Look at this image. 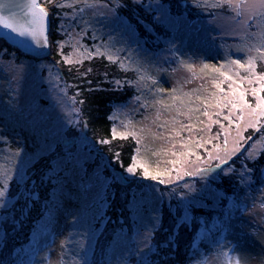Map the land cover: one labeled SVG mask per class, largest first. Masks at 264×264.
I'll use <instances>...</instances> for the list:
<instances>
[{"label":"trees","instance_id":"1","mask_svg":"<svg viewBox=\"0 0 264 264\" xmlns=\"http://www.w3.org/2000/svg\"><path fill=\"white\" fill-rule=\"evenodd\" d=\"M106 1L114 5L116 13L124 17L134 27L143 51L150 57L160 49L171 46L173 50H180L179 53L176 52V56H180L182 53L180 58L184 59L185 56L189 63L194 57H197V54L193 53L195 49L198 50V53H202V63H224V59L219 54L215 55V46L211 50L203 51L202 46L205 44L191 43L187 35L181 37L182 34L176 22L158 20L156 17L157 8L152 4L156 0H140L139 3H134L133 0H115L114 3L111 0ZM158 1L166 5L171 16L177 19L183 17L187 24H191L197 19L213 17L209 15L210 12L230 14V10L226 6L220 9L205 7L200 10L191 6L192 0ZM40 2L49 13L48 54L41 58L25 54L0 37V57L14 56L17 60L30 58L35 61L49 59L51 63H54L60 71L63 88L68 99L76 106V109H79V115L83 120L84 136L86 135L89 140L86 147L92 154L91 161L86 165L87 172L92 171L95 165L103 164L101 173L105 177L110 178L122 174L124 169L120 167V164L122 162L126 168L131 163V157L134 155L137 144L132 137L120 138L121 134L126 131L120 129L119 111L120 107L130 102L134 96L141 95V102L143 101L146 89L138 90L136 82L144 70L142 69L140 73L136 71V64L125 59L124 49L120 48L123 51L116 53L119 47L113 38L105 40L103 38L105 33L98 36L94 30L97 24H93V19L90 16L84 19L88 27L87 35L81 42L84 54L79 55L81 57L79 59H73V52L81 49L75 47L69 31L62 28V24L67 22V14L72 8L68 5H72V3L68 0H52L51 3L48 0H40ZM214 2L215 0H207L209 5ZM58 4L65 6L57 7ZM121 4L124 7H120ZM149 5L150 7H148ZM74 6L79 7V4L76 3ZM97 37L105 44L99 47L100 52L107 51L108 54H116L115 62L109 61L107 55L95 54L98 46H95L94 42L98 39ZM181 38L184 39L182 44L185 52L181 48ZM215 41L218 44H228L239 41V38L221 39L216 37ZM85 45L89 47L87 50ZM113 48L116 50L115 52H113ZM88 53H92L91 58ZM189 57L192 59L189 60ZM238 57L242 60L246 58L244 54H238ZM65 58L69 62H65ZM132 60L134 59L132 58ZM121 62L123 67H121ZM144 65L147 66V71L152 76L159 79L155 85H151V81H147L149 85L153 88L171 89L167 88L166 74H155L149 65L146 63ZM167 66L171 67L172 64L168 63ZM257 71L264 72V62H257ZM240 75H245V72L240 70ZM116 81L121 82L120 87H117ZM125 81L131 83H125ZM244 86L248 87L246 83ZM222 87L226 89L227 84H223ZM163 95L167 97V92ZM247 99L254 104L250 94ZM81 101L83 103H80ZM150 109L152 108L147 110ZM144 111L145 109L141 108L140 113L130 116V121L144 115ZM225 114H227V110H225ZM213 118L215 119V117ZM224 123L227 124L226 121ZM0 127L8 134L19 131L18 128H13L8 123H5L4 126L1 124ZM113 128L116 129L115 139L113 138ZM217 131H219V125H212L211 132L215 135ZM244 135H253V140L245 146L249 149L253 143L260 139L259 134L254 135L253 129H247ZM30 136H32L31 133L25 131V137L28 140L36 139ZM102 140H107L109 143H100ZM222 140L223 136L219 141L214 140L213 143H222ZM143 143L149 146V150L141 149L138 159L148 165L150 171L156 170L158 166L163 169L165 164L162 161L171 159V157H159L158 164V159L151 155V150L159 146L146 138ZM206 146L209 149L212 148L211 144ZM197 151L202 157L207 156L204 149H197ZM117 152L120 154L119 161L115 160ZM64 154V150L57 146L38 155L26 166L22 173L24 174L22 181L20 176H15L9 182V197L18 198L9 202L7 212L0 211V264H30L28 258L32 251L26 250L24 247L31 232L35 229L37 221L53 206L59 208L62 215L61 220L69 222L71 229L79 228L77 232L70 235L69 239L71 243L77 245L73 251L74 255L84 257L85 252L87 253V259H84L81 264H111V254L121 235L124 232L132 234L137 226H146L150 230L153 227L154 217L159 218V226L151 241L152 250L139 260L133 256H129V259L137 260L139 264H145V262L146 264H184L187 254L191 258L188 264H198L210 252L218 249L217 243L221 241L219 237L226 227V220L237 208L245 209L248 203L261 205V202L264 201V171H262L264 170V147L261 146L254 158L246 159L247 153L244 155L238 153L232 157L228 161V166L233 171L227 172V167L222 165L221 167L225 171L208 176L209 183L218 192L217 196L210 193L196 176L191 179L195 183L198 201H186L182 198L181 193L188 191L183 187L186 181L185 177L172 184H157L151 180L129 178L127 182L105 184L102 196L89 206L85 221L77 225L71 211L79 209L80 187L72 184L67 175L70 162H63L58 170H55L54 167L57 157ZM109 162H111V167H105V164ZM215 163L218 161L213 162V164ZM245 165L252 170L250 177L243 170ZM172 175L175 180V172ZM137 176H139V172ZM150 185L155 186L161 194L160 201L155 206L151 205L150 201L151 196L148 192ZM59 186L67 188L66 192L58 193ZM30 191H34L36 195L31 199H26V194ZM69 192L74 195H69ZM66 199H68L66 203L61 202ZM102 201L103 204H101ZM184 210H186V214H184ZM51 213L53 214V212ZM216 222L220 224L218 228H216ZM43 225L44 223L40 225L39 229ZM93 229H96L97 233L89 252L84 249L80 254L79 251L82 248L76 243V239L86 231ZM200 230H207L209 235L198 236ZM169 237L174 240V246L157 247ZM131 245L132 242L129 241L128 246ZM67 249L70 250L68 247Z\"/></svg>","mask_w":264,"mask_h":264},{"label":"rangeland","instance_id":"2","mask_svg":"<svg viewBox=\"0 0 264 264\" xmlns=\"http://www.w3.org/2000/svg\"><path fill=\"white\" fill-rule=\"evenodd\" d=\"M68 1L72 5L79 4V7L73 6L69 10L67 22L62 24V28L69 31L71 41L75 47L82 48L81 42L87 35L88 29L84 19L90 16L93 19V24H97L94 27L97 35L100 36L105 33L103 36L105 40L113 38L119 49H124L125 57L132 56L134 60L138 59L142 64L146 63L155 74H166L167 88L178 86L179 82V85H182L184 90L199 88L201 84L207 88L208 92L214 90L211 84V77L205 76L204 73L200 72L202 53H198V50L195 49L193 51L194 54H197V57H194L190 63L194 64V70L199 75L195 79H191L190 83H185V80L191 78V73L179 66L178 62H173V57L176 56L173 47H164L150 57L149 54L143 51L134 27L124 17L116 13L114 5L106 0H98L97 6L89 9L85 6L83 0H75V3L74 0ZM111 1L114 3L115 0ZM88 2L92 3L93 0H88ZM152 4L157 8L156 17L158 20L176 22L179 25L181 37L187 35L191 43L205 44L202 46L203 51L211 50L215 46V55L219 54L224 59V62L239 58L238 54H244L246 57L247 53L240 52L236 47L242 43L241 38L231 36L226 27L218 30L216 26L209 23L213 17L197 19L193 23L187 24L183 17L177 19L171 16L166 5L160 1L156 0ZM81 8H84L83 12L79 11ZM109 8H112L120 20L126 21V23L114 22L115 18L108 14ZM217 15L226 16L229 14L217 13ZM78 16H81L82 20H77ZM73 21H76V23H73ZM217 23L223 25V20H219ZM221 35H224L225 38H239V41L218 44L214 38ZM183 41L184 39L181 38V44ZM94 43L95 46L105 45L99 38ZM85 46L87 50L89 47ZM181 48L184 49L183 44ZM81 50L77 49L73 52V59L81 58L79 55L84 54L82 53L84 51ZM115 51L113 48V52ZM183 51L185 52V49ZM184 60L187 61L185 56ZM168 63H171L172 66L168 67ZM213 64L216 66L220 65L218 62L209 63V65ZM204 94L206 95L207 93ZM125 105L126 107H124ZM124 106L120 107L118 121L120 129L128 131L129 129L123 125L129 122L130 116L140 113L142 107L139 104L129 102L124 104ZM74 109H76V106L68 99L63 88L60 71L49 59L35 61L30 58L17 60L14 56L9 58L0 57V125L3 124L4 126L5 123H8L9 126L12 125L13 128H18L19 130L8 134L6 130L0 127V137L6 138V142H0V174L7 170L13 177L19 176L17 171L22 174L26 166L36 159L38 155L60 146L65 154L57 157L54 167L55 170H58L63 162H70V169L67 170V175L72 184L80 187L79 209L74 208L75 210L71 211L77 225H79L85 221L89 206L102 196L104 187L102 185H105V176L101 173L103 164L95 165L92 171L87 172L86 165L87 162L91 161L92 154L86 147L89 144V140L86 135L84 136L83 120L79 112L74 111ZM136 109H139V111H136ZM168 115L167 113L163 114L161 120L168 118ZM145 116L150 117V119L145 120ZM153 118H155V109H145L144 115H140L134 121H131L134 126L132 130H138L145 125H149ZM199 118L207 123L206 117L200 116ZM181 119L188 123L186 118ZM193 122L197 124V129L191 134L182 132V136L214 135L212 132L199 133L198 130L203 125L199 124L195 117ZM151 127L153 132L157 131L155 125ZM25 131L30 132L32 135L30 137L36 139L28 140L25 137ZM146 139L151 140L150 137ZM152 142L157 146L161 144L159 140ZM260 147L261 144L256 145L257 152ZM18 150L22 151L19 152V155H16ZM211 175L213 174L209 176ZM184 177L186 178L185 183L191 186V190L187 189V192H182L185 194L182 198L186 201H198L194 181L190 176ZM196 177L204 183L205 188L210 193L215 196L218 195V192L209 183L208 177L206 179H201L199 176ZM172 178L174 180V175H172ZM66 190L67 188L62 186L58 187V193L63 194ZM148 192L151 196V205L155 206L159 203L161 194L153 185L148 187ZM69 195L73 196L74 194L69 192ZM67 200H61V202L66 203ZM186 213V210H184V214ZM61 217L59 208L53 206L37 221V225L31 232L30 238L24 247L26 250L32 251L28 258V263L60 264L63 261V264H75L76 261H79V264H81L84 260L82 255H74L73 251L77 245L71 243L69 239L70 235L75 231L77 232L79 228H75L76 230L71 229L69 222L62 221ZM42 223L44 225L39 229ZM148 231L149 229L146 226H137L132 234L124 232L117 246L113 249L111 264H139L137 260L143 258L149 252L144 241ZM96 233L97 230L93 229L78 236L76 243L82 248L79 251L80 254L83 253L84 249L89 252ZM199 234L207 235L204 230H200ZM219 240L221 241L217 243L218 249L210 252L207 256V264H221L223 257H218V253L221 251L234 258L236 253L232 249L237 247L243 249L251 257L247 264H264V207L259 204L248 203L245 209L237 208L226 220V227ZM129 241L132 242L131 246H128ZM67 247L70 248L69 251ZM129 256H133L137 260L131 261Z\"/></svg>","mask_w":264,"mask_h":264},{"label":"snow or ice","instance_id":"3","mask_svg":"<svg viewBox=\"0 0 264 264\" xmlns=\"http://www.w3.org/2000/svg\"><path fill=\"white\" fill-rule=\"evenodd\" d=\"M48 2L51 3L52 0H48ZM133 2L139 3L140 0H133ZM83 3L87 8L93 9L97 6L98 0H93L92 3L83 0ZM56 6L64 7L65 5L58 4ZM73 6L68 5V7ZM191 6L200 10L205 7L220 9L226 6L230 10V14L219 16L210 12L209 15H212L213 19L209 23L216 26L218 30L226 27L231 36L240 37L242 43L236 47L240 52L247 53L246 58L243 60L241 58L226 60L219 67L214 64L202 63L200 72L211 77V84L214 88L213 91L208 92L203 84L199 88L184 91L179 82L178 86L168 90L153 88L151 85L159 82L158 77L152 76L147 71V66L138 59L132 60V56L126 57V59L136 64L138 73L142 69L144 70L143 74L139 75L136 87L138 90L140 88L146 89L142 102L141 95H137L129 103L139 104L140 107L145 109H155V118L151 119L149 125H145L138 130H132L134 126L130 120L123 125L129 130L122 133L120 138L132 137L137 147L134 149L131 163L126 168L121 162L120 167L124 169V173L110 178L105 177V184L127 182L129 178L151 180L157 184H172L182 180L184 176H199L201 179H206L210 174H219V172L225 171L221 167L222 165L227 167V172L233 171L228 166V161L238 153L241 155L247 153L245 158L250 159L257 155V144L264 147V94H262L264 93V72L257 71V62H264V0H215L210 5L207 0H192ZM120 7H124V5L121 4ZM79 11L83 12L84 8L79 9ZM108 14L115 18L114 22L126 23V21L120 20L112 8L108 9ZM48 17L49 13L46 7L38 3L37 0H24L22 5L16 3L15 0H7V2L0 0V30H3V37H11L37 55H40L49 43ZM77 20H82V17L78 16ZM219 20H223V25L217 23ZM73 23H76V21H73ZM219 38L224 39L225 37L221 35ZM99 47H97L96 55H107V59L113 62L117 60L116 54H108L107 51L102 53ZM120 51L123 50L117 49V53ZM174 51L180 52L179 49ZM91 55L92 53H88L89 58H91ZM182 55L181 53L180 56ZM180 56H174L173 62H178L179 66L191 73V78L185 80V83H190L191 79H195L199 74L195 72L193 63L181 59ZM188 59L191 60L192 58L189 57ZM65 62H69L67 58H65ZM121 67H123L122 62ZM209 69L210 71H208ZM224 69H227V71ZM240 70H243L245 75H240ZM147 81H151V85ZM125 83L131 82L125 81ZM225 83L227 84L226 89L222 87ZM245 83L248 87L244 86ZM116 85L120 87L121 82L116 81ZM165 92H167V97L163 95ZM249 94L253 97L254 104L247 99ZM225 110H227V114H225ZM74 111L78 112L79 109H74ZM136 111H139V109H136ZM165 113L169 114L168 118L161 120V116ZM200 116L206 117L207 123L201 120ZM194 117L199 124L203 125L198 130L199 133H211L212 125H219V131L215 135L209 136H182V132L191 134L197 129V124L193 122ZM181 118H186L188 123H185L184 119ZM144 119L149 120L150 117L145 116ZM225 121L227 124L224 123ZM152 125H155L157 131H152ZM247 129H253L254 135H260V139L253 143L250 149L245 146L253 140V135L245 136L244 132ZM221 136H223L222 143H213L214 140L219 141ZM147 137H150L152 141H161L159 147L151 150L153 157L157 159L161 156L171 157V159L162 161L165 164L163 169L158 166L156 170L150 171L149 166L138 159L141 149L149 150V146L143 143ZM113 138H116L115 128H113ZM0 142H6V138L0 137ZM100 143H109V141L102 140ZM209 144L212 145L211 149L206 146ZM201 148L207 153L206 157H202L196 151ZM20 151L22 150H18L16 155H19ZM119 156V152L115 153L116 161H119ZM193 157L195 158L193 159ZM213 161H218V163L213 164ZM105 167H111V162L105 164ZM112 170L115 171V169ZM243 170L250 177L252 170L248 169L246 165L243 166ZM138 172L139 176H137ZM173 172H175V180L172 178ZM17 175L20 176L21 181L24 179V174L19 173V171H17ZM12 179V174L7 170L0 174V211L3 212H7L10 200L18 198L9 197L8 195L10 191L9 182ZM183 187L191 190L188 183H184ZM35 195L34 191H30L26 194V199H31ZM181 195L184 196L185 194L181 193ZM101 204H103V201ZM261 207H264V201L261 202ZM158 226L159 218L154 217L153 227L144 237L145 245L149 251L152 250L151 241L155 237ZM174 244V240L169 237L157 247H172ZM232 251L236 253L234 258L229 257L223 251L218 253V257H223L221 264H233V261L234 264H247V261L251 259L239 247L232 249ZM83 259H87L86 252ZM190 259L186 254L184 264H188ZM60 264H63V261ZM75 264H79V261H76ZM198 264H207V257Z\"/></svg>","mask_w":264,"mask_h":264},{"label":"water","instance_id":"4","mask_svg":"<svg viewBox=\"0 0 264 264\" xmlns=\"http://www.w3.org/2000/svg\"><path fill=\"white\" fill-rule=\"evenodd\" d=\"M4 2H7V0H4ZM15 2L22 5L24 3V0H15ZM37 2L41 4L40 0H37ZM49 27H50V21H49V17H48V32H49ZM13 35H15V34H13ZM0 37L4 38L6 40V42H8L9 44L17 47L23 53L37 57V58L44 57L49 52V43H48V46L44 49V51L40 55H37L34 51H30L26 46L17 43L11 37H3V30H0Z\"/></svg>","mask_w":264,"mask_h":264}]
</instances>
